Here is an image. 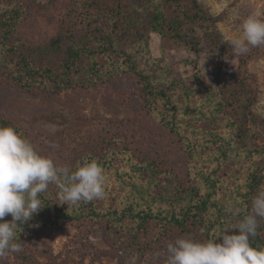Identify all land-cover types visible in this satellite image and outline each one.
Here are the masks:
<instances>
[{
	"label": "trees",
	"instance_id": "obj_1",
	"mask_svg": "<svg viewBox=\"0 0 264 264\" xmlns=\"http://www.w3.org/2000/svg\"><path fill=\"white\" fill-rule=\"evenodd\" d=\"M213 21L196 0H0V68L15 87L53 98L120 84L124 96L133 77L146 111L141 121L130 107L122 121L95 120L73 139L66 160L62 152L58 161L51 157L65 166L78 155L73 171L84 158L97 160L107 176L105 196L61 205L57 186L50 185L40 195L43 209L20 225L17 242L31 241L41 255L38 233L88 221L130 237L127 244L137 247L141 264H163L169 242L213 239L252 211L264 173V135L252 130L261 118L252 110L246 69L233 74L219 65L212 84L178 78L149 47L150 36L158 34L198 56L196 31L207 32ZM213 43L211 53L228 56L231 45L219 37ZM235 91L242 101L234 100ZM6 126L26 137L0 117V127ZM250 243L264 248V220Z\"/></svg>",
	"mask_w": 264,
	"mask_h": 264
},
{
	"label": "rangeland",
	"instance_id": "obj_2",
	"mask_svg": "<svg viewBox=\"0 0 264 264\" xmlns=\"http://www.w3.org/2000/svg\"><path fill=\"white\" fill-rule=\"evenodd\" d=\"M39 1L46 4L50 0ZM196 1L214 20L212 28L207 32L196 31L198 56L187 53L186 48H179L163 40L161 35L153 34L149 42L153 59L165 58L173 65L178 78L196 77L207 84L214 82L219 65L222 66L221 71L233 74L246 69L254 91L251 96L255 102L252 110L261 118V122L252 126V130L264 135V46L259 51H256L258 47H250L246 54L239 56L234 55L231 46H227L228 56L223 58L211 53L216 38L219 37L222 45H230L231 39L241 35V22L244 18L255 12L264 13V0ZM68 4L73 6L72 1ZM27 29L25 27L24 30ZM128 80V91L124 96L119 91L120 84H116L115 89L113 85H107L87 94L61 92L53 98H47L18 89L0 68V117L19 127L40 154L56 156L58 161L57 155L62 152L63 160H66L64 153L69 154L67 148L72 146L73 139L87 134L85 130L93 121H122L129 107L134 120L141 121L146 113L143 93L135 78L129 77ZM234 100L242 101L238 98V92ZM132 139L127 137L128 141ZM145 148H148L147 145ZM78 157L76 154L72 156L73 161L65 166L71 169ZM255 191L256 194L264 191V173ZM125 237L88 221L70 223L53 234L38 233L39 244L45 249L41 255L37 254L36 246L31 241H26L20 252L10 253L0 264H141L142 255L139 256L135 250L137 247L131 248L127 244L130 237ZM27 256H34L33 262H29ZM150 262L146 260L147 264Z\"/></svg>",
	"mask_w": 264,
	"mask_h": 264
},
{
	"label": "clouds",
	"instance_id": "obj_3",
	"mask_svg": "<svg viewBox=\"0 0 264 264\" xmlns=\"http://www.w3.org/2000/svg\"><path fill=\"white\" fill-rule=\"evenodd\" d=\"M230 45L237 56L250 47L264 46V13L244 18L241 35L231 39ZM106 181L105 169L97 160L84 158L74 171L58 166L14 127H0V259L22 250L17 231L43 209L40 195L47 193L50 185L58 188L59 204L71 206L104 198ZM251 208L242 220L213 239L169 242L163 264H264V248L250 243L259 221L264 220V191L252 198ZM228 211L238 213L239 209L230 207ZM8 215L11 220H4ZM153 257L158 260L161 253L155 252Z\"/></svg>",
	"mask_w": 264,
	"mask_h": 264
}]
</instances>
